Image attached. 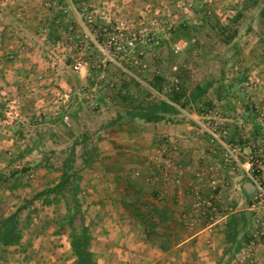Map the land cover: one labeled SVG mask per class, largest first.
I'll use <instances>...</instances> for the list:
<instances>
[{"label":"rangeland","instance_id":"rangeland-1","mask_svg":"<svg viewBox=\"0 0 264 264\" xmlns=\"http://www.w3.org/2000/svg\"><path fill=\"white\" fill-rule=\"evenodd\" d=\"M263 8L264 0H0V264H76L73 234L84 230L94 264H255L262 212L251 209L248 177L223 149L212 152L200 122L226 131L240 156L264 146ZM95 10L87 22L83 12ZM112 24L138 33L132 53L88 49L86 26ZM148 33L153 42H142ZM64 93L66 126L56 115ZM151 107L164 113L159 125L186 128L148 125ZM208 199L221 216L210 230L223 232V256L212 260L196 240L178 247L207 232Z\"/></svg>","mask_w":264,"mask_h":264},{"label":"built area","instance_id":"built-area-1","mask_svg":"<svg viewBox=\"0 0 264 264\" xmlns=\"http://www.w3.org/2000/svg\"><path fill=\"white\" fill-rule=\"evenodd\" d=\"M94 14L95 15H93L92 12L90 14L86 11L83 12L84 17L87 18V22L89 23H94L95 19L100 15V12L95 10ZM110 26L102 27L97 25L95 29L94 26H86V36L84 43L87 44L88 49H90L92 53L97 50V52L107 54L108 56L116 55L118 52L123 54L132 53L137 46L138 39L140 40L138 33L135 30L130 31L129 27H120L118 25L115 27V30L111 32L113 24ZM104 32L110 34L107 44L103 41L102 36L104 35ZM149 34L150 33H148V36ZM153 40L154 37L149 36L148 38H144L142 42H153ZM84 63L85 62H77L74 65V69L80 70ZM62 97L64 98L65 110H60L57 112L56 115L59 118L57 124L66 126L70 125L71 122V113L69 108L71 107L72 102L70 94L64 93ZM200 125L204 132L209 136L210 143L213 146L212 152L217 153L220 148L223 149L222 152L226 157V160H230L231 157L234 158L235 164L241 168L246 177H248L249 182L252 183L254 189L251 192L253 195L251 209L262 212V215L256 221L251 242L255 243L257 240L260 241V239H264V146H255L254 150L249 155L240 156L238 153H236L237 149L233 148L232 144H229L226 131H223V129L219 130L217 125H215L211 120L202 121L200 122ZM163 181L165 183L173 182V179H171L170 175L166 173L163 177ZM176 181L179 182V179H176ZM219 181L220 180L216 176H213L211 183L216 186ZM204 205L207 207L210 213L209 220L213 221L209 225L215 226L221 219V216H219L215 211L216 206H214V203L211 199L204 200L203 206ZM198 210L202 211L201 208Z\"/></svg>","mask_w":264,"mask_h":264},{"label":"crops","instance_id":"crops-1","mask_svg":"<svg viewBox=\"0 0 264 264\" xmlns=\"http://www.w3.org/2000/svg\"><path fill=\"white\" fill-rule=\"evenodd\" d=\"M161 122V121H160ZM160 122H148V125H154V126H159V128H168V126H172V125H168V126H162L159 125L161 124ZM175 126V125H174ZM180 128H186V127H181L180 125L176 126V129L174 130H169L170 133L176 131V130H180ZM182 130V129H181ZM186 146V145H185ZM181 156L182 159L185 163H187V159H186V153L185 150L181 151ZM246 183V182H245ZM244 183V185H245ZM180 209V207H179ZM214 225H209L205 230H207V232H202V233H196L193 234L191 237H189L188 239H186V241H184L183 243L179 244L178 247L183 246L184 244L190 242V241H197V244H199L200 246H195L194 248L199 251L201 256H205L203 257V259H211V258H218L223 256V250L220 247V243L223 242V232H218L219 230H217V232H213L211 231L213 229ZM211 229V230H210ZM206 243V244H205ZM256 253V263L255 264H264V239L262 241H260L258 243L257 249L255 251ZM212 260V259H211ZM215 261V260H214Z\"/></svg>","mask_w":264,"mask_h":264},{"label":"trees","instance_id":"trees-1","mask_svg":"<svg viewBox=\"0 0 264 264\" xmlns=\"http://www.w3.org/2000/svg\"><path fill=\"white\" fill-rule=\"evenodd\" d=\"M264 11V8H263ZM180 95H177L173 101L176 99L178 100ZM160 109L166 112H175L173 105H171L167 101H163L160 104ZM148 113L144 115V118L148 122H159L161 120L165 119L164 113L163 115L159 112H155L154 107H151L147 110ZM155 112V113H154ZM135 194H138L140 191L136 188ZM166 211H168L167 207L164 211H161L160 214L164 216V220H168V217L165 216ZM72 246L76 252L77 255V262L76 264H94L93 262V255L90 251V237L86 230L82 231L80 235H77L76 233L73 234V243ZM162 248L165 249V247L162 246Z\"/></svg>","mask_w":264,"mask_h":264},{"label":"water","instance_id":"water-1","mask_svg":"<svg viewBox=\"0 0 264 264\" xmlns=\"http://www.w3.org/2000/svg\"><path fill=\"white\" fill-rule=\"evenodd\" d=\"M244 188L248 193H251L254 189L252 183L249 181L245 183Z\"/></svg>","mask_w":264,"mask_h":264}]
</instances>
